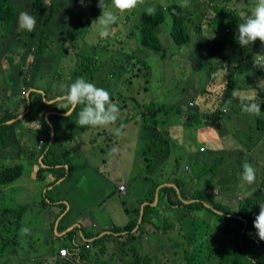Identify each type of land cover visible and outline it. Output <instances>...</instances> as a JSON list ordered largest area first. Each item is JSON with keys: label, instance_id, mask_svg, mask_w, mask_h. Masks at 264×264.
I'll return each instance as SVG.
<instances>
[{"label": "trees", "instance_id": "obj_1", "mask_svg": "<svg viewBox=\"0 0 264 264\" xmlns=\"http://www.w3.org/2000/svg\"><path fill=\"white\" fill-rule=\"evenodd\" d=\"M48 1L31 0V13L37 17L40 14L41 16L44 14L47 16L40 22L38 21L39 36H37V33H31V41L27 43L28 50L22 54L21 60L17 64L19 70L17 75L20 79L21 90L24 89L25 93V89L28 92L30 89L36 90H33L29 96L24 94L23 99L18 101H15V99L7 100L6 104H15L16 110L7 108L8 105L4 109L0 102V143L10 147H15L11 145L17 143L16 146H19V137H17L16 132L21 129L19 128L20 125L22 130H25L23 123L27 119L32 122L37 121L40 124L37 147L32 151H28L26 147H24L25 150L19 147L13 157L9 153L6 154L5 164L3 169L0 170V185L11 186L23 176L26 164L22 162L26 160L23 158L26 153L30 155L31 165L34 166L36 164V166H39L37 170L38 180L44 181L50 173L56 171L53 174L54 180L48 186L56 187V183L66 176V169L57 167L63 165V161L58 159V154L55 151L57 146L55 147L54 145L60 142L62 136L68 139L75 126L77 130L91 131L92 129H99V127L80 128L76 124L78 112L83 107L82 105L77 106L75 111H72L68 117L65 112L71 111L70 106L65 107L57 100V97L67 92L68 86L76 78L83 76L89 82L94 83L97 87L106 89L111 94L113 102L117 103L121 110L120 118L117 121L120 124L121 118L130 120L127 109H129L128 104H130L132 91L133 100H135L136 95L148 91L145 85L151 81V65L135 52L138 46L140 45L160 54L161 58L169 65H173V62L166 59L168 55L167 49L163 44L162 35H169L175 46L183 47L191 42L194 34H197V36L200 35L199 37L203 38L204 43L198 45V54L193 56L191 62L187 61V64L191 63L189 66L193 67L196 73H200L201 80L203 79L205 83L202 86L200 81L201 87L198 93L202 97L204 106L202 112L197 109L195 103L193 106H190L189 103V112L185 113L181 104L176 105L175 109H168L162 104L161 106H156L154 103L149 104L148 107H143L133 101V110L134 113H137L136 115L133 113V120L137 116L141 117V121L138 124H140L142 129V138L147 142L145 146L147 151L145 152L144 150L145 163H147L148 169L154 165L159 166L158 170L163 167L166 168L165 175L162 177L164 181L162 183L153 181L151 192L146 195V199L143 201H147L149 204L144 208V216L139 228L135 231L140 219V209L132 210V213H129L130 211L126 208L130 219L125 226L112 225L109 229H106L111 234L104 235L92 242H83L84 244H79L80 249L74 248L71 251L67 246L65 248L69 249L71 257L79 258L81 264H121L120 261L123 257H126V264H155L158 257L152 255V245L161 243V246L164 247L165 244H168L167 242H170H162L158 239L152 242L151 246L145 248V245H147L145 241L150 240L148 236H151V233H156L158 236L165 234L172 236L171 240L174 241V244L170 242V252L172 254L170 264H264V241L259 240L253 227L254 218L259 213V204L264 203V89H259L255 98V102L260 104L261 115L259 117L255 115L251 118L250 131L253 132V135H251V132L247 135L246 152L242 149L229 150L226 154L214 160L213 164L201 155L204 152L199 155L186 152L183 154L185 158L181 157L172 160V165L167 169L166 165L161 164L167 158L164 155L165 148L160 146L162 143L172 148L169 130H161L165 128L166 118L172 112L182 114L189 127L199 124L202 119H208L212 124L219 122L223 125L228 122L224 120V116L229 113V108L241 106V103L237 104V97L234 98L232 96V90H240L238 74L243 66V57L247 55L252 57L253 49L261 46V42L256 41L246 48H241L235 40V30H238V24L243 22L240 13L248 14L253 5V0H245L242 8L230 5L232 0H228V3H221L219 0H190L189 6L186 8H181L179 2L170 3L171 0H144V3L136 9L119 16L116 26L119 27L120 31L122 29L126 31L123 38L120 33H116V37L100 38L97 43L87 41L89 38V40H92V34L97 35L96 30L90 28L92 21L90 24L89 18L82 21L80 15L77 16L80 24L75 26V31L71 32L68 39H52L48 28L51 27L60 5L57 0H51L50 3ZM109 1L111 3V0ZM249 2L251 3L250 7H248ZM205 5L207 6L206 8ZM149 6L155 7V15H148L146 9ZM98 10L99 8H96V5L92 6V11L95 14ZM17 16L18 10L14 0H0L1 25H6L7 29L11 31L18 20ZM137 17L141 19V25L137 26L142 33L141 38H138V42L135 39L136 31L128 28L132 23H135ZM166 21L167 24H164ZM87 24H90V26ZM163 25L167 26V31L165 32L162 31ZM221 29L225 30L226 35L213 41L211 35L215 32L218 33ZM90 31L92 34L88 35ZM125 38H129L131 43L135 40L136 49L131 50L132 46H130L129 50ZM68 42L71 45V49L65 47ZM31 43L38 45L34 55L30 54V49L33 48ZM193 43L194 38L191 45ZM15 55L16 53L5 55L8 56L6 59L9 64H15ZM141 55H143L142 52ZM30 57L33 60L29 65V73V71L24 69L26 61L28 62ZM68 58L72 61L71 66L70 64H63L64 59ZM45 70L48 72L47 78L42 80L41 84L37 86L35 84L34 86L33 82L39 77H44L43 73ZM257 70L258 77L264 78V67H259ZM5 71L10 75L8 70ZM6 82L10 86L12 76ZM50 82H54L56 85L45 87L43 84ZM213 84L215 85L214 90L219 92L217 96H213L211 94L213 89L208 88L209 85ZM41 86H44V88ZM181 87L184 88L181 91H186L183 84L177 86L176 89ZM51 89L53 90L51 91ZM167 90H175V87ZM39 91H44L45 93L43 94ZM35 96H39L36 102L37 107H33L32 103ZM170 96H173V94H170ZM230 99L232 103L225 112V103ZM45 100L47 102L53 101L46 103ZM22 102L25 103L24 112L29 109L27 115L9 123L24 113L18 110ZM29 102L30 106L28 105ZM205 109L208 111L206 114H204ZM48 113L50 114L47 118ZM122 113L125 114V117H122L124 115ZM122 124L124 125L125 122L123 121ZM29 131L30 129H26L27 133ZM231 133L234 137L233 140L244 143L236 131ZM112 134V130L105 131L104 134L98 133L99 137L106 135L107 138L113 136ZM260 141L261 144L256 149L257 155H251V150H248V147L251 145L256 147ZM232 142L234 143V141ZM238 150L241 151L238 153V159L235 162L237 164H231L229 157ZM69 154L70 151L66 153L65 161L72 168ZM37 156H44L43 164L46 167H41L37 163ZM182 158L187 161L184 170L189 173L179 176L180 159ZM254 158L261 165L260 185L255 190L254 196L243 198L232 204L227 202L233 199L230 195L225 196L231 199H226V201H224V198L218 200L217 196L214 195V190L218 186L213 183V180L220 169L227 170L236 178V181L231 186L235 189V193H238L241 180L240 174L243 171L242 166L245 162L252 165ZM13 159L17 160V162H14ZM20 159H22V162L18 163ZM170 161L168 160V162ZM207 161L209 162L207 163ZM202 163L203 167L200 170L193 167ZM206 164L209 165L205 166ZM191 167L193 172L191 177H187V174L192 171ZM167 173L171 175L169 176ZM208 176L211 187L208 185L203 187L202 183ZM145 179L149 181V178ZM163 184H175L178 186L181 190L182 200L184 198V200L196 201L185 204L178 197L174 187L165 186L159 191L158 204L152 206L151 204L156 199L157 190ZM182 184H185L190 190L183 191ZM172 195L175 200L172 199ZM46 199L50 200L48 194H46ZM62 207L65 210V207ZM26 208L28 209L29 207L24 206L21 208V215ZM164 210L168 212L169 217L161 214ZM12 212L10 209L3 210L5 215ZM9 218L10 216H0V235L3 244L8 240L6 243L8 247L17 239V235H14L11 239L9 238V234H12V231H9V226L12 222H9ZM149 227H152L151 231L148 230ZM62 229L64 230V228ZM5 230L7 234L3 233ZM4 234H6V237H3ZM97 234H89L85 237L91 239L97 237ZM54 242V240L50 241V250L47 249L49 252H51ZM6 245L1 247L4 249ZM149 248L150 251H148ZM13 252L15 253L16 250L14 249ZM2 255L1 253L0 258L3 257ZM41 262L42 264H71V262L63 259L60 253H58L57 257L54 254L49 255V257L42 255ZM35 264L41 263L36 262Z\"/></svg>", "mask_w": 264, "mask_h": 264}, {"label": "rangeland", "instance_id": "obj_2", "mask_svg": "<svg viewBox=\"0 0 264 264\" xmlns=\"http://www.w3.org/2000/svg\"><path fill=\"white\" fill-rule=\"evenodd\" d=\"M50 1L51 0H49L48 3H50ZM57 1L60 5V9L56 12L51 27L48 28V32L51 34L52 39H68L71 32L75 31V26H79L80 24V20L77 17L79 15L82 21H85L87 18H89L90 24L91 21L95 20L101 15L100 8L96 13L97 15L92 11L93 5H96V8H98V0H85V4L83 6L81 5L80 0ZM107 2L109 7H111L110 1L107 0ZM173 2H179V0H171L170 3ZM219 2L228 3L229 1L219 0ZM14 3L16 9L18 10V20L16 24L13 26L11 31L7 29L6 25L0 24V102L2 103V107L4 109H6V106L8 105L6 104L7 100L15 99V101H18L19 99H23L24 94L27 96L29 94L26 89L25 93L24 89L21 90L20 88V79L17 75L19 72L17 64L20 62L22 54H24L28 50L27 43L31 41V33H37V36H39L40 28L38 25V21L40 22V20L45 19V17L47 16L46 14L42 16L40 14L39 17L33 15L31 13V0H14ZM230 3V5H232L233 7L236 6L238 8H242L245 4L243 0H232V2ZM248 5V7H250L251 3L249 2ZM206 7L207 6L205 5V8ZM22 11H27L30 15L36 18L37 23L34 31L28 32L19 27V13ZM90 24L87 25L90 26ZM164 24H167V21ZM137 25H141V19L139 17H137L135 23H132V25H130L128 28H130V30L133 29L136 31L135 39L138 42V38H141L142 33ZM115 28L116 31L110 36L113 38L116 37V33H120L121 37L123 38V36L126 34V31L124 29L120 31L118 26H115ZM95 30L97 35H93L91 31L90 34H88H92L93 36L92 40H89L90 38L87 40L90 43H97L100 41L101 37L98 35L97 29ZM162 31H167L166 25L162 26ZM192 32L194 33L193 29ZM236 32L237 30H235V34ZM216 33L217 32L211 35L213 41L216 38H222L224 35H226L224 29L219 30L217 34ZM193 36L192 40L194 38V43L192 45L191 40L188 45L178 47L172 43L169 35H162L163 44L167 49L168 56L166 57V59L173 62V65H169L164 59L161 58L160 54L147 48H143L140 45L138 46V49L135 52L142 58L146 59L152 68L151 81H149V83L145 85L148 88V91L136 95L137 98L135 97V100H133L132 91V97H130L131 100L129 102L130 104H128L129 109H127L129 112L130 120L121 118L120 124L116 122V125L114 126L118 127L122 124L123 121L125 122L123 134L121 136L117 137L112 134L113 136H110L108 138L106 137V135H104L103 137H99L98 133L101 132L102 134H104L105 131H110L111 128L99 127V129L97 130L92 129L91 131H85L82 129L77 130L76 126L72 130V133L70 134V137L68 139L65 138V136H62V138H64V141L60 142L62 144V148L58 145L59 143L54 145L55 147L57 146L55 148L56 152L58 153V155L62 156H64L63 153H67L68 151L74 152L73 156L70 157V163L74 171H71L69 175H66L64 178L60 179L57 182L58 184L55 190H47V188L43 186L42 181L40 180H33L32 182H29L24 189L18 188V181L11 186L0 185V216H10L8 220L9 222H12L10 223L9 231H12V234H9V238L11 239L14 235H17L16 241H14V243L10 247L6 245L8 240H6L3 244L2 237L0 235V254H3V257L0 258V264H35L36 262L42 264V253L47 254V249L50 247L49 243L51 234L48 228L52 226L51 222L50 224H48L45 221L49 211L48 206H45V208L41 206L45 205V200L46 204L50 202L46 199V194H48L51 200H54L53 195L57 191L60 192L68 201L72 197H76L77 199L80 198L81 200H83L85 206L89 205L88 208L94 206L95 209L93 208V211L96 212V219H101V216L105 214V210L103 207L99 209V205L101 206L102 204V200L99 197L102 196V191L103 189H105V192H107L106 206L109 204L111 207V221L112 223L114 222L117 226L121 227L125 225L127 221H129L130 217L128 216V214L132 213V210L130 209L132 205L130 203H126L125 200H123V196L125 195H120L114 192L116 187L120 184V181H129L127 176L128 174L135 175L134 179L136 177L142 176V179L139 178L137 180V183H135L129 190L127 198L131 199L132 201L133 196H141L147 187H149V191L146 194H149V192H151L150 190L153 187V181L156 183H162L164 181V178L162 177L166 172L165 167L158 170L159 166L154 165L152 168L148 169V165L147 163H145L144 150L145 152L147 151V148L145 149L147 142H145V140L142 138V129L140 124H138V122L141 121V117L137 116L136 119L133 120V101L137 102L143 107H148L149 104L154 103L156 106H161L162 104L168 109H175L176 105L181 104L184 106L183 109L185 113L189 112L188 103L195 102L197 109L202 112L204 106L202 104V97L198 95V93L201 85L203 86L205 83L203 82V79L201 80L200 73H196L194 68L189 66L191 63L187 64V61L191 62L193 56L198 54L199 49L197 47L198 45L203 44L204 41L203 38L199 37L200 35L197 36L196 34ZM125 39L127 41V47L129 50L130 46H132L131 50L136 49L135 40H133V42L131 43L129 38ZM25 44L26 46H24ZM31 47L33 48L30 49V54L34 55L35 51H37L38 49V45L36 43H31ZM65 47L71 49L70 43L68 42ZM253 50L254 51L252 53V57L250 55L243 57V66L240 70V73L238 74V80L239 87H242H240V91L243 93L251 94L256 98V95L258 94V91L256 89L257 83L261 78L257 75L258 68H256V65L253 62V58L257 53H263L261 52L262 49L260 47H256ZM141 52L143 53V55H141ZM9 53H16V62L14 65L9 64L6 59V57L8 56L5 55H10ZM32 60V57H30L28 62L26 61L25 64L24 70L29 71V73V65L32 63ZM71 63L72 61H70L69 58L64 59L63 61L64 65L70 64L71 66ZM5 70H8L10 72V75H8ZM47 74L48 72L45 70L43 73L44 77H39L35 82H33L34 86L35 84L36 86L38 84H41L42 80L47 78ZM191 74L193 75L189 80H187ZM10 76H12V83L10 84V86H8L6 80L9 79ZM43 84L45 85V87L56 85L54 82ZM182 84L184 85V87L186 86L185 89L187 91H181L184 89L183 87H181L180 89H176L177 86H181ZM41 87L44 88V86ZM173 87H175V90H167L173 89ZM250 87L255 89L256 91L253 92ZM208 88L213 89L211 91V94L213 96L219 95V92L214 90V84L209 85ZM52 90L53 89H51V91ZM39 92L45 93L44 91ZM170 94H173V96H170ZM38 99L39 96L33 97V107H37L36 102L38 101ZM52 101L53 100L49 102ZM240 103L241 101L237 97V104ZM7 108L16 110L17 107L15 104H10ZM18 110L20 112H24V102L20 104ZM205 112L208 111L205 109ZM136 114L137 113H134V115ZM260 115L261 113L258 114V117ZM254 116L255 115H249L248 113L241 110V106L230 107L229 113L224 116V120L228 121L227 124H223L219 129H217L219 126H213L210 121H204L203 119H200L201 122L199 124H195L189 127L185 125L184 116L182 114L172 112L166 118L167 123L165 128L161 130H170L172 134L174 130L180 132L181 128L173 129L169 127V124L171 125L180 122L182 124L183 138L181 140L180 138L175 136L174 140L170 141V145L172 148H169L165 144L161 143L160 146L165 148L164 155L167 158L161 164L166 165L167 169H169V167L173 163L172 160L184 157L183 154L188 151H193L195 154L199 155L201 153L199 149L202 145L207 148V152H204L201 155L204 156L207 160H210L212 164L214 160H216L223 154H226L229 150L242 149L244 152H246L245 144L247 140L241 138L244 143H240L238 141H234L235 143H232L231 132H233L232 130H234L237 132V135L240 136L247 131L251 132V135H253V132L250 131V125L252 123L251 118H253ZM122 117H125V114L122 115ZM23 126H25V130H22V126L20 125L19 128L21 129H18L16 132L17 137H19V146H16L17 143H13V145H11L15 147H10L8 145H3L2 143H0V170L3 169L7 153H9V155L13 157L19 147H22L24 150V147H26L28 151H32L37 147V137L39 134L40 124L37 121L32 122L31 120L25 119ZM26 129H30V131L27 133ZM211 130L213 133L212 137H208V139L204 137L205 135H210ZM190 143H193L194 146H189ZM260 144L261 141L256 147L254 145L248 147V150H251V155H257L256 149L260 146ZM77 148H80V150H77ZM62 151L63 153L61 154ZM240 151L241 150L236 151L234 155H231L229 157L231 164H237L235 162L238 159V153ZM137 157H140V159H142L138 161ZM23 158L26 160L22 162V159H20V161L18 162L26 164L25 172L22 177H24L23 180L30 181L37 176L38 168L36 167L39 166H36V164H34V166L31 165V158L28 153H26L25 157ZM184 158L180 159V171L178 173L179 176H183L186 173H189L184 170L185 164L187 162ZM168 160L171 161L168 162ZM13 161L17 162V160L14 159ZM208 162L209 161H207V163ZM209 164H206L205 166H208ZM252 166L256 171L255 182L249 185L240 180V189L238 190V193H235V189L231 186L232 183L236 181V178L232 176L227 170L220 169L213 180V183L218 186L214 190V195L217 196V199L221 200L224 198V201H226V199L231 198L225 195H230L233 197V199L227 202L229 204H232L235 201H240L242 198H247L249 196L253 197L255 190L258 189L260 185L259 176L261 173V165L254 158ZM193 167L200 170L201 167H203V163ZM191 170V173L187 174V177H191V174L193 172L192 167ZM167 174H169V176L171 175L170 173ZM145 178H149V181H147ZM61 181L64 182L61 183ZM202 185L203 187H205L206 185L211 187L209 183V176L203 181ZM165 186L169 185L163 184L159 186L158 189ZM182 188L183 191L190 190L186 187L185 184H182ZM161 196L163 197V195ZM178 197L181 199V194H179ZM110 199H121L122 202H125L126 205L123 206V209L125 208V211L122 210L121 205L113 206ZM172 199L175 200L173 195ZM24 206H28L29 208H26L24 213L21 215V208ZM126 208L130 211L129 213L126 212ZM5 209H10L13 212L11 214L9 213L5 215L3 213V210ZM93 211L91 210V213H93ZM161 214L167 215L169 217L168 212H166L165 210ZM88 217L90 218V215H88ZM96 225L98 227L94 229V234L100 232L101 228L105 225V221H98V224ZM22 227L29 228L30 232L24 236H21L20 229ZM151 230L152 227H149V231ZM15 231H17L16 234H14ZM61 231L62 229L60 230V233ZM6 232V230L3 231V233ZM6 234H4L3 237H6ZM171 237L166 234L163 236H158L156 233H151V236H149L150 240L145 241V243L147 244L145 245V248L151 246L152 242L157 241L158 239L162 242L170 241L174 244V241L171 240ZM170 242H167L168 244H165L164 247L161 246V243L153 244L155 246L152 245V255L158 257L155 264H170V262L172 261ZM81 243L84 244L83 240ZM57 244L58 243L55 241L53 246L59 248V245ZM5 245L6 248L3 249L2 247H5ZM14 249L16 250L15 253L13 252ZM59 250H61V248H59ZM148 251H150V248ZM125 260L126 257H123L120 263L126 264Z\"/></svg>", "mask_w": 264, "mask_h": 264}, {"label": "clouds", "instance_id": "obj_3", "mask_svg": "<svg viewBox=\"0 0 264 264\" xmlns=\"http://www.w3.org/2000/svg\"><path fill=\"white\" fill-rule=\"evenodd\" d=\"M243 1L245 2V0ZM80 3L83 6L85 4V0H80ZM143 3L144 0H111V7H109L107 0H98L97 7L101 9V15L92 21L90 28L97 29L98 35L101 38H108L111 34L116 31L115 26L118 23L119 16L136 9ZM189 3L190 0H179V6L181 8L188 7ZM146 11L148 15L152 16L155 15L156 9L154 6H149ZM240 15L243 18V22L238 24V30L235 34V40L241 48H246L248 45H252L256 41H260L261 46L259 47L262 49L261 52L263 54L257 53L253 58V62L256 65V68L264 67V0H253V5L250 9V12L248 14L242 12L240 13ZM36 23V18L30 15L27 11H22L19 13V27L21 29L26 30L28 32H32L35 30ZM256 89L257 91H259V89H264V78H261L258 81ZM251 90L253 92L256 91L253 88H251ZM32 91L33 90L31 89L29 91V94ZM232 96L234 98L238 97L240 99L242 110L248 113L249 115H258L261 112L260 104L255 102V97L253 95L243 93L238 89H233ZM57 100L61 105H64L65 107L70 106L71 111L65 112V115L68 117L71 115L72 111H75L77 106H83L78 112V117L76 121V124L80 128H111L113 135L119 137L123 134V124L119 125L118 127H114L116 125V122L120 118L121 110L119 105L113 102L111 94L106 89L97 87L94 83L89 82L85 77L81 76L76 78L75 81L68 86L67 92L57 97ZM194 103L195 102H190V106H193ZM231 103V99L226 101L224 106L225 112L228 110V107L231 105ZM28 105L30 106V102L28 103ZM204 113L207 112L204 111ZM49 114L50 113L47 114V118ZM201 148H204V151H201ZM199 150L200 152H205L207 151V148L202 145ZM242 167L243 171L240 174L241 181L249 185L253 184L256 180V171L254 167L248 162H245ZM168 185L169 187L176 186L175 184ZM120 186H125L127 189V186L125 184H122ZM120 186L118 187L119 193L125 194L126 190L125 192H121ZM160 189L157 190L156 195V198L158 200ZM177 193L178 195L181 194L179 187ZM182 201L185 204H190L196 200H184L183 198ZM216 212L222 214L219 211ZM253 227L256 230L255 234L259 238V240L264 241V203L259 204V213L254 218ZM138 228H135V231H137ZM59 231L60 230H58V232ZM29 232L30 229L27 227H22L20 229L21 236H24ZM108 234H111V232L105 231V234L91 239L85 237V241L92 242L95 239ZM87 247H89V245H87ZM62 248H65V246H62L61 249ZM58 253H60V250H58ZM62 258L71 262V264H81L79 258H73L70 255L68 257Z\"/></svg>", "mask_w": 264, "mask_h": 264}, {"label": "crops", "instance_id": "obj_4", "mask_svg": "<svg viewBox=\"0 0 264 264\" xmlns=\"http://www.w3.org/2000/svg\"><path fill=\"white\" fill-rule=\"evenodd\" d=\"M204 121H206V120H204ZM208 121H210V120H208ZM221 124L222 123L215 122L212 125L213 126H220ZM185 125H187L186 122H185ZM169 127L173 128V129L181 128L180 132H177V130H174L173 134L169 130V134H170V138L172 141L174 140L175 136L182 140V138H183L182 137V124L180 122H177V123H174L171 125L169 124ZM232 131L234 132V130H232ZM248 133L249 132L246 131V132H244L243 135H240V137L247 139ZM212 134L213 133L211 130L210 135H205L204 137H206L208 139V137L209 138L212 137ZM231 140L235 141L232 139V133H231ZM62 141H64L63 138L60 140V142H62ZM60 142L58 145L61 146V148H62V144ZM190 142H191V140H190ZM189 146H194V144L190 143ZM77 150H80V148H77ZM55 151H56V149H55ZM62 153H63V151L61 152V154ZM187 153H194V152L188 151ZM56 154H58V153L56 152ZM63 154H64V156L58 155V159L63 161V165H59L57 167L62 168V169L65 168L66 169V175H69V173L71 171L73 172L74 170H73V167L70 168V166H68L66 164V161H65L66 153H63ZM73 154H74L73 151L70 152L69 159H70V157L73 156ZM36 159L39 161V163L37 161V163L39 165L41 164L42 167H46L45 164L43 165L44 156H40V157L37 156ZM141 159H140V157H137L138 161H140ZM36 168H38V167H36ZM55 172L56 171H53V173H50L48 175V177L44 181H42L43 186L45 188H47V190L53 191V190H55V188H57L58 183H56V187L55 186H48L49 183L54 180L53 174ZM127 176H128L129 181L121 180L120 184L116 187L114 192L117 194H120V195H125V196H123L124 197L123 200H125L126 203H130L132 205L130 208L131 210H136L139 208L140 209V216H141V211L143 209V206L145 205V203H146V206L149 204V202H147V201L143 202L146 199V195H147L146 193L149 191V187H147L145 189V191L143 192V194L141 196H138V197L133 196V201H132L131 199L127 198V195L129 193L130 188H132L133 185L135 183H137V180L139 178L142 179V176L136 177L135 179H134L135 175H133V174H128ZM23 178L24 177H21L18 180V188L24 189V188H26V186L29 182H32L33 180H38L37 176L34 177L33 179H31L30 181H25V180H23ZM64 181H61V183H63ZM122 184H125L127 186L125 194L119 193V191H118V187ZM106 193L107 192H105V189H103L102 196L99 197L102 200V204H101V206L99 205V209L101 207H103L105 210V214L101 216V219H96V215H95L96 212L93 211V208L95 209L94 206H91V208H88L89 205L85 206L83 203V200H81L80 198L77 199L76 197H72L68 201L60 192L57 191L53 195L54 200L50 199V202L48 204L41 205L43 208H45V206H48V209H49L45 221L48 224H50V222L52 223L51 224L52 226L50 228H48V230L50 231V234H51L50 235V241L51 240L56 241L58 243L57 245H59V248H61L62 246H67L72 251L74 248L79 249V244H82L81 243L82 240H83V242H86L85 236H87L89 234H94L93 231H94V229H96L98 227L96 225V224H98V221L104 220L105 225H104V227L101 228L100 232H98L99 234L96 233L97 237L104 234L106 229H109L112 225L117 226L114 222L112 223V221H111V216H112L111 215V207L109 204L106 206V203H107L106 202ZM119 200L118 199H116V200L110 199V201H112L113 206L121 205L122 210L125 211V208L123 209V206H125L126 203L122 202L121 199H119ZM157 204H158V199L156 198L155 202L152 203V206H155ZM62 206L65 207V210ZM91 210L93 211V213H91ZM88 215H90V218L88 217ZM125 225H123V226H125ZM62 228H64L65 230H63ZM61 229H62V231H61V233H59L58 230H61ZM70 231H72V232H70ZM148 238H149V236H148ZM59 248L53 246L51 252L48 251V250H50V248H48L47 254L42 253V255H45V257H49V255L54 254L57 257Z\"/></svg>", "mask_w": 264, "mask_h": 264}, {"label": "built area", "instance_id": "obj_5", "mask_svg": "<svg viewBox=\"0 0 264 264\" xmlns=\"http://www.w3.org/2000/svg\"><path fill=\"white\" fill-rule=\"evenodd\" d=\"M201 151H204V148H201ZM126 190V187L125 186H120V191L121 192H125ZM70 254H69V251L67 248H62L60 250V256L61 257H68Z\"/></svg>", "mask_w": 264, "mask_h": 264}, {"label": "water", "instance_id": "obj_6", "mask_svg": "<svg viewBox=\"0 0 264 264\" xmlns=\"http://www.w3.org/2000/svg\"><path fill=\"white\" fill-rule=\"evenodd\" d=\"M32 90H34V89H32ZM46 103H47V102H46ZM28 111H29V109L26 110V112H25L23 115H20L18 118H16L15 120L10 121L9 123L14 122V121H17V120L20 119L21 117L27 115ZM174 187H175V188L177 189V191H178V187H176V186H174ZM145 205H146V204H145ZM143 215H144V206H143V209H142V211H141V216H140V219H139L138 226H137L136 228L139 227V224L141 223V220H142V218H143ZM104 234H105V233H104Z\"/></svg>", "mask_w": 264, "mask_h": 264}]
</instances>
